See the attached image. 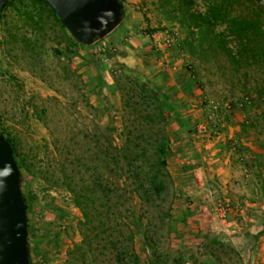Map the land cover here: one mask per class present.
<instances>
[{"label": "rangeland", "instance_id": "374dc122", "mask_svg": "<svg viewBox=\"0 0 264 264\" xmlns=\"http://www.w3.org/2000/svg\"><path fill=\"white\" fill-rule=\"evenodd\" d=\"M123 1L124 24L92 47L72 43L45 1L9 0L2 11L0 118L31 165L21 171L33 263L72 260L82 212L64 186L60 161L68 152L57 147L72 144L86 154L87 130L122 129L118 84L131 76L165 88L173 105L168 168L174 181L158 202L171 208L165 221L166 210L145 209L165 260L153 254L144 220L135 237L140 264H264V97L256 91L264 85L262 68L237 74L230 65L220 69L214 56L199 61L182 47L186 28L157 0ZM196 5L204 9L205 1ZM46 163L52 176L40 168ZM89 163L102 171L99 160ZM132 202L140 214L141 201L133 196Z\"/></svg>", "mask_w": 264, "mask_h": 264}, {"label": "trees", "instance_id": "16d2710c", "mask_svg": "<svg viewBox=\"0 0 264 264\" xmlns=\"http://www.w3.org/2000/svg\"><path fill=\"white\" fill-rule=\"evenodd\" d=\"M40 1L50 6L67 31L51 4L47 0ZM204 1L205 8L200 9L196 0H157L168 17L186 28L181 44L190 56L199 61H209L214 56L221 62L220 69L230 65L237 74L244 67L256 65L262 68L264 83V9L255 0ZM9 3L8 0L3 10ZM70 41L80 43L72 35ZM118 88L122 92L125 113L122 129L108 126L101 132L87 130L84 139L91 148L86 154L76 148L71 150L72 144L57 147L68 152L60 161L64 186L74 194L82 212L79 222L82 239L69 248L72 260L62 264H107L108 261L110 264L112 260L117 264H140L142 257L135 237L138 221L144 220H147L146 239L153 254L161 262L165 260L158 240L151 235L152 221L145 209L150 206L166 210L161 215L165 221L171 208H163L158 202L165 200L164 194L174 181L168 168L173 154L168 110L173 109V105L168 103L166 89L157 88L149 80L128 76L126 83L118 84ZM256 91L259 98L264 97V85L259 83ZM0 128L2 130L1 118ZM7 138L14 147L20 168L30 170L31 165L16 141ZM96 160L101 163L102 171L89 163ZM43 165L41 170L52 176L50 163ZM133 196L141 201L140 214L133 207ZM212 241L225 247L218 238ZM31 261L34 264L32 258ZM178 264L182 261L178 260Z\"/></svg>", "mask_w": 264, "mask_h": 264}, {"label": "water", "instance_id": "95a60500", "mask_svg": "<svg viewBox=\"0 0 264 264\" xmlns=\"http://www.w3.org/2000/svg\"><path fill=\"white\" fill-rule=\"evenodd\" d=\"M70 34L92 47L115 33L127 17L123 0H47ZM264 9V0H255ZM0 0V21L4 5ZM14 147L0 128V264H32L28 203Z\"/></svg>", "mask_w": 264, "mask_h": 264}]
</instances>
